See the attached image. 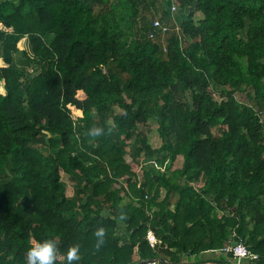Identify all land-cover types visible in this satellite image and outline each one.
I'll return each instance as SVG.
<instances>
[{
    "label": "trees",
    "instance_id": "1",
    "mask_svg": "<svg viewBox=\"0 0 264 264\" xmlns=\"http://www.w3.org/2000/svg\"><path fill=\"white\" fill-rule=\"evenodd\" d=\"M142 1L0 0V264L45 238L57 264L70 244L75 264H231L239 242L264 264V0H172L180 21L164 3L140 26Z\"/></svg>",
    "mask_w": 264,
    "mask_h": 264
},
{
    "label": "rangeland",
    "instance_id": "2",
    "mask_svg": "<svg viewBox=\"0 0 264 264\" xmlns=\"http://www.w3.org/2000/svg\"><path fill=\"white\" fill-rule=\"evenodd\" d=\"M164 3L167 4L166 6H167V8H169V16L170 17L167 16V19L170 18V20H173V21H176V22L178 20L180 21L179 10L177 9L175 12L173 10V5H177V4L175 2H173L172 0H143L142 1V7H141L142 8L141 14L143 15V17L141 18V20L139 22V25L140 26H142L143 24L145 25V21L146 20L150 21L152 17H155V16L162 17L163 16V10H164V5H163ZM167 34H165V35L164 34H159L160 35L159 40L162 42V45L164 47L167 44V38H166ZM20 45L23 48L24 47L29 48V40H28V38L22 40ZM3 64H4V61H3V59H2V57L0 55V65H3ZM238 97L243 102H248V103L251 102V100L248 97L247 93H239ZM140 129L144 130L145 132H147V134L149 136V142L153 145V147L157 148V147H159L162 144V141H161V138H160V135H159V132H158V123H157V119L156 118L150 119L149 124L147 126L140 125ZM131 141L129 142V145L127 147L128 153L126 154V160L128 162H132V160H133L132 151H131L132 147H133L132 146L133 143ZM178 160L180 162L176 161L174 163V166L180 165V163L182 161V157L178 158ZM161 167H162V169L164 171L166 170V168L164 166H161ZM143 175H144L143 171L140 170V172L138 173L137 177H135L133 179L137 180V182H141V179L143 178ZM62 178L67 183V190H66L67 194L70 195V196L74 195L75 194V187H74L73 181L70 179V177L64 171H62ZM120 180L121 181L118 182L116 185H117V187H121V185L124 184L125 191H121L122 192L121 195L123 196V199H125L124 201H126L128 199V197L125 195V192L127 191L128 187H127V184H126V180L124 178L120 179ZM164 193H163V195H164ZM212 255H214V253H210L209 254V256H212ZM207 256L208 255H205V257H207ZM225 256L226 255H224L223 257H225ZM203 258H204V256H201V255L192 256L191 261H195V260H199V259H203ZM206 264H213V263L208 262Z\"/></svg>",
    "mask_w": 264,
    "mask_h": 264
},
{
    "label": "clouds",
    "instance_id": "3",
    "mask_svg": "<svg viewBox=\"0 0 264 264\" xmlns=\"http://www.w3.org/2000/svg\"><path fill=\"white\" fill-rule=\"evenodd\" d=\"M102 127H93L89 129V134L99 136L103 133ZM96 246L100 247L105 242V229L99 227L95 230ZM58 245L54 238H45L36 240L31 243L27 249V264H57L58 262ZM65 260L63 264H75L80 261V248L78 245L70 244L64 251Z\"/></svg>",
    "mask_w": 264,
    "mask_h": 264
},
{
    "label": "built area",
    "instance_id": "4",
    "mask_svg": "<svg viewBox=\"0 0 264 264\" xmlns=\"http://www.w3.org/2000/svg\"><path fill=\"white\" fill-rule=\"evenodd\" d=\"M176 9V6L173 5V10ZM170 27L168 25L163 24L159 19H156L154 21V31L151 32V37H156L157 32L158 33H167L169 31ZM149 241L154 245L156 242H158V239L154 235L152 231L148 234ZM225 251L231 252L233 254V262L231 264H246L248 260H251L253 258H256V255L252 253L247 246L242 243H230L227 247H225ZM140 264H169L168 262L160 259H151L144 261Z\"/></svg>",
    "mask_w": 264,
    "mask_h": 264
}]
</instances>
